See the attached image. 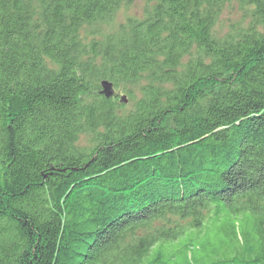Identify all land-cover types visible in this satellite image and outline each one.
Wrapping results in <instances>:
<instances>
[{
    "label": "trees",
    "instance_id": "obj_1",
    "mask_svg": "<svg viewBox=\"0 0 264 264\" xmlns=\"http://www.w3.org/2000/svg\"><path fill=\"white\" fill-rule=\"evenodd\" d=\"M135 1L0 0V264H264V0Z\"/></svg>",
    "mask_w": 264,
    "mask_h": 264
},
{
    "label": "rangeland",
    "instance_id": "obj_2",
    "mask_svg": "<svg viewBox=\"0 0 264 264\" xmlns=\"http://www.w3.org/2000/svg\"><path fill=\"white\" fill-rule=\"evenodd\" d=\"M148 8L149 5L141 0H136L133 4L130 5H122L120 10L116 14L114 22L111 25L103 26L101 29L105 34H110L113 31H118L120 29V26L127 24L128 20L131 18L143 19ZM251 22L252 20L249 17V12L245 8V6L240 4L237 0H234L224 5L219 18L217 19L214 34L218 37H226L231 33H236L238 31L246 29L251 24ZM83 36L86 40L90 41V39L92 38L91 30H89L88 33H84ZM128 89L130 90L132 88L128 87ZM135 90L137 91L139 89L135 88ZM126 91V88L122 86L119 89H116V95H119V98L126 96ZM134 105L135 103H132V101L130 100L126 104L127 107L125 109V112H129L130 110H132L134 108ZM82 144H88L87 137L82 138Z\"/></svg>",
    "mask_w": 264,
    "mask_h": 264
},
{
    "label": "water",
    "instance_id": "obj_3",
    "mask_svg": "<svg viewBox=\"0 0 264 264\" xmlns=\"http://www.w3.org/2000/svg\"><path fill=\"white\" fill-rule=\"evenodd\" d=\"M101 88H102L101 95H103L107 99H111V98L115 97L116 90H115L114 85L112 83H110L108 81H103L101 83ZM122 101H124L125 104L128 103V100L125 96L122 98Z\"/></svg>",
    "mask_w": 264,
    "mask_h": 264
}]
</instances>
